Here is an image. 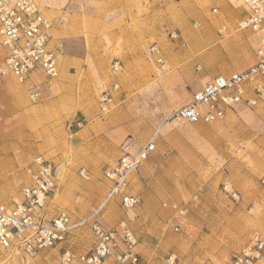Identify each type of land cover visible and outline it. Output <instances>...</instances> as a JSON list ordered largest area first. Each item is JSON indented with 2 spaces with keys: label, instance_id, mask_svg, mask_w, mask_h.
Masks as SVG:
<instances>
[{
  "label": "crops",
  "instance_id": "crops-1",
  "mask_svg": "<svg viewBox=\"0 0 264 264\" xmlns=\"http://www.w3.org/2000/svg\"><path fill=\"white\" fill-rule=\"evenodd\" d=\"M192 1L40 0L45 16L52 21L51 44L54 46L57 42L63 43L58 58L59 75L55 79H48L37 73L26 83H20L10 75L0 83V204L11 205L22 199L23 187L32 182L33 162L37 155L45 156L57 166L59 182L55 198L58 195L69 197L70 200L79 197L80 194L71 189L69 173L79 171L82 166L89 167L90 174L97 179L96 176L101 172L98 165L103 163L107 150L122 147L134 130L131 124H126L125 113L113 111L104 118L101 110V77L109 69L110 62L118 56V42L124 45L130 42L139 48L137 53L142 50L152 58L149 48L154 44L158 45L159 39L163 49L174 45L171 40L157 35V28L153 24L157 12L162 11L169 15ZM226 1L239 6L233 0ZM212 4L213 1H197V8H194L196 13L206 16V11ZM140 8L144 13L142 17L138 16ZM213 10L210 13L219 14L218 7ZM245 15L247 10L243 15H236L232 19L233 27L224 20L218 23L209 19L211 23H217L219 32L226 31L230 35L226 45L235 57L241 54L246 56L256 48V35L252 30L238 33L237 21ZM132 18H135L133 24ZM200 38L195 40L196 44L205 42V38ZM222 48V45L216 47L214 54ZM202 58L205 59V56ZM250 65L249 61L239 60L225 68L224 73L214 69L207 77L227 75ZM34 90L39 91L35 101L31 98ZM156 144L157 150L150 159L129 175L131 192L139 197L140 204L131 213L122 212L121 217H112L109 222L107 219V225L112 228L125 222L133 228L139 239L136 250L144 260L148 264H167L168 255L174 254L183 260L187 256L184 255V249L188 252L194 241L218 236L222 230V217H225L228 210L233 209V202L218 191L214 179L203 176L197 188L198 192L193 193L198 201L192 202L189 207L195 203L196 208L191 214L205 212L204 220L196 224L184 221L181 231L174 232V223L169 221L171 219L168 220L169 210L164 209L162 203L166 201L164 206H167L168 202L178 200L176 193L171 191L176 189L177 183L174 171L181 170L183 166L182 153L177 154L178 151L172 149L166 154L160 150L163 144L161 139ZM119 158L114 164L108 165L105 171L113 168ZM182 178L192 183L187 175ZM101 183L103 185L100 188L94 185L97 188V193L92 192L94 195H91L94 201H100L106 196V186L109 189V183L105 179ZM182 194L186 202L192 200L189 192ZM55 198L49 207L51 214L64 209L55 207ZM179 200L182 201L183 197H179ZM113 202L120 204L117 199L108 202V205ZM108 211L110 209H105L104 214ZM73 232L67 242L62 244L63 249H78L76 244L80 236L74 235L75 230ZM57 249L59 254L63 251L61 246H57L55 250ZM47 250L40 251L33 263L36 260L41 261Z\"/></svg>",
  "mask_w": 264,
  "mask_h": 264
},
{
  "label": "rangeland",
  "instance_id": "rangeland-1",
  "mask_svg": "<svg viewBox=\"0 0 264 264\" xmlns=\"http://www.w3.org/2000/svg\"><path fill=\"white\" fill-rule=\"evenodd\" d=\"M197 1L207 3L213 1L207 11L212 12L213 8L218 7L219 18L216 17L215 21L219 23L224 20L231 26L232 19L236 15H243L246 11L244 6L230 4L226 0H193L192 3L169 15L158 11L153 23L157 28V35H162L164 39L171 40L174 44L163 49L160 39L157 41L166 60L165 68L160 67L154 56L150 58L148 53L142 50L137 53L139 48L132 43L124 45L119 41L116 46L118 56L110 62L109 69L101 77V85L104 90L116 82L120 88L113 93L115 105L113 102V105L108 107V111L102 113L104 118L113 111L125 113L126 124H131L134 129L124 141L131 144V152H137L141 146L154 138L156 142L161 139L163 144L160 150L165 151L166 154L172 149L178 151L177 154L182 153L183 166L181 170L174 171L177 183L176 189L171 191L176 193L178 200L170 203L167 201V206H164L166 201L162 203L163 208L169 210L168 220L171 219L169 221L174 223V232L181 231V224L184 221L196 224L204 220L206 213H202L201 210V214L195 213V216L191 214L196 208L195 203L189 207V204L198 201L195 194L203 176L210 180L214 179L218 191L227 195L233 202V209L228 210L225 217H222L220 222L222 230L218 236L194 241L188 252L184 249V255L187 256L183 260L177 255H168L167 264H170L169 259H175L174 264H230L233 255L250 244L254 233L258 232L264 236V99L255 107L247 104L238 105L234 111L228 112L224 120L212 124L180 121L176 120L174 115L178 109L191 101L195 89L212 78H208L207 74L214 69L224 73L225 68L239 60L249 61V65L252 64L257 57L259 36L252 31L257 40L255 50L253 48L246 56L241 54L235 57L226 45L230 35L225 32L220 33L216 27L217 23H211L206 16L196 13ZM139 15L140 17L144 15L142 8L138 12ZM134 21L135 18H132V24ZM174 31L182 35L185 46H180L171 38V33ZM238 31L241 33L244 30ZM197 35L199 38H205L203 44H196ZM220 45L223 47L222 50L214 54V49ZM203 56L205 59L202 58ZM116 62H119L121 67L113 73V65ZM118 120L120 122V119ZM162 128L164 129L160 131ZM121 155L122 147L109 148L103 157V163L98 165L101 172L96 176L97 179L91 175L90 180H85L79 175L78 170L69 173L71 189L80 195L77 199L71 200L69 197L58 195L55 198V207H63L69 211L76 222L87 217L91 218L104 198L103 196L100 201L91 199V195H94L92 192L97 193L94 185L99 188L103 185L101 182L104 183L106 167L114 164ZM185 175L192 183L182 178ZM105 189L106 192L109 191L107 186ZM182 192H189L192 200L186 202ZM233 193L236 194V198H233ZM179 197H183V200H179ZM107 208L110 211L104 214ZM183 209L186 211L181 214L179 210ZM122 212L131 213L133 209L127 210L117 202H113L106 205L99 219L104 227L109 228L111 226L108 227L107 219L109 222L112 217H121ZM192 215L193 217L190 218ZM92 220L93 218L90 222ZM75 231L74 235L80 236L76 244L79 250L71 249L79 253L89 250L95 242L90 225ZM59 246L61 249L64 248L62 245ZM55 249L56 247L48 249L41 261L36 260L32 264H60L61 253L59 254L58 249ZM139 255L144 264L149 263L141 254ZM0 264L25 263L18 254L0 247ZM106 264L112 263L109 260ZM254 264H264V256Z\"/></svg>",
  "mask_w": 264,
  "mask_h": 264
},
{
  "label": "built area",
  "instance_id": "built-area-1",
  "mask_svg": "<svg viewBox=\"0 0 264 264\" xmlns=\"http://www.w3.org/2000/svg\"><path fill=\"white\" fill-rule=\"evenodd\" d=\"M247 15L237 21L239 30H252L259 36L257 60L246 69L229 75L218 74L207 80L193 93L191 101L175 112L174 118L189 123L212 124L224 120L229 111L241 104L255 107L264 99V0H238ZM217 12L216 9L213 10ZM52 21L42 9L40 0H0V83L13 76L26 83L34 74L48 79L59 75L58 58L62 42L52 43ZM222 33V31H220ZM171 38L185 46L181 34L171 33ZM150 54L162 69L166 60L162 50L154 44ZM121 66L114 63L113 73ZM201 67L199 66L198 69ZM118 83H112L100 96L101 110L107 112L113 102ZM39 91L34 90L35 101ZM157 144L152 138L137 152H131V144L122 145V155L117 164L104 172L109 191L91 218L74 222L69 211L49 213L58 191V172L54 161L43 155L34 158L32 182L22 189V199L11 204H0V247L18 254L25 264H32L38 253L67 242L76 229L90 225L95 237L94 245L79 253L65 248L60 254V264H144L136 250L138 239L132 228L121 222L113 228L102 225L99 217L110 201L119 199L123 208L135 209L140 204L138 196L131 192L129 175L140 169L156 152ZM79 175L90 180L87 167H81ZM236 198V194H232ZM181 214L186 210H179ZM178 229V228H176ZM264 256V236L256 232L250 244L233 255L230 264H254ZM174 264L175 259H169Z\"/></svg>",
  "mask_w": 264,
  "mask_h": 264
},
{
  "label": "bare ground",
  "instance_id": "bare-ground-1",
  "mask_svg": "<svg viewBox=\"0 0 264 264\" xmlns=\"http://www.w3.org/2000/svg\"><path fill=\"white\" fill-rule=\"evenodd\" d=\"M235 2H237V4L240 6V2L238 0H233ZM244 8V7H243ZM206 17L208 19H210L211 21H215L216 20V17H218L219 14H214V13H210L209 11H206ZM222 30V29H221ZM224 32V31H223ZM226 32V31H225Z\"/></svg>",
  "mask_w": 264,
  "mask_h": 264
}]
</instances>
